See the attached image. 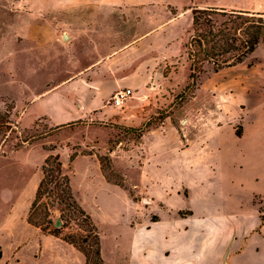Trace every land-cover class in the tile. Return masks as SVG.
<instances>
[{
  "label": "crops",
  "instance_id": "crops-1",
  "mask_svg": "<svg viewBox=\"0 0 264 264\" xmlns=\"http://www.w3.org/2000/svg\"><path fill=\"white\" fill-rule=\"evenodd\" d=\"M234 6L235 0H12L13 10H27L28 23L43 24L35 27L43 43L52 38L55 20L65 26L63 37L75 39L73 51L80 49L90 61L83 69L86 73L31 99L23 116L29 112L34 121L43 115L52 126L89 119L103 122L107 116L104 97L99 96L100 81L113 79L112 94L137 84L108 73L124 69V63L112 62L117 56L178 52L191 25L193 8ZM97 55L107 57L98 59ZM107 101L105 107L112 108ZM124 110L130 124L142 113V108L131 102ZM197 136L182 147L163 144L159 151L164 153L151 161L156 170L150 178L144 177L162 185V191L154 194L162 211L157 221L130 223L124 227L123 238L118 236L116 245L124 248L127 264H264V125L245 121L239 134L222 126L207 127ZM35 145L2 156L17 166L10 188L13 208L9 222L0 227L3 234L9 233L15 222L27 231L38 230L26 218L38 184L37 171L48 151ZM34 175L35 179L29 178ZM29 179L32 185L26 187ZM71 187L78 197L72 180ZM118 191L115 195L122 197ZM181 196L188 200L186 206L179 202ZM20 200L25 202L24 210ZM130 203L134 204L131 199ZM182 210L187 212L184 218L177 214ZM40 235L32 248L27 243L13 245L9 258L0 247V264H18L23 245L40 252L38 256L33 252V264L42 261L46 248L58 252L53 259L59 260L54 263L85 264L84 256L70 245ZM101 257L104 259L102 249Z\"/></svg>",
  "mask_w": 264,
  "mask_h": 264
},
{
  "label": "rangeland",
  "instance_id": "rangeland-1",
  "mask_svg": "<svg viewBox=\"0 0 264 264\" xmlns=\"http://www.w3.org/2000/svg\"><path fill=\"white\" fill-rule=\"evenodd\" d=\"M225 10L264 13V0H235V6ZM27 19V10L15 11L12 0H0V227L9 222L8 214L13 208L10 188L17 170L12 160L6 161L2 156L34 143L37 149L47 150V155L60 157L70 185L72 180L80 193L77 197L71 187L77 203L99 230L104 264H127L124 248L116 245L118 236L122 234L123 238L124 227L130 223L157 221L162 211L159 201H154V194L162 191V185L147 180L156 170L151 161L164 153L159 151L164 148L162 145L182 147L207 127L222 126L239 134L245 121L264 125V42L241 64L217 72L205 65L203 72L190 80L185 54L192 32L190 25L178 52L119 55L112 61L124 63V69L108 73L137 82L136 86L128 87L132 96L125 102L142 108L132 124L124 118L126 104L121 108L105 107L114 84L113 79L107 78L99 85L106 120L52 126L43 115L34 121L29 112L23 116L29 101L71 77L86 73L83 69L90 61L80 49L81 53L78 49L73 51L75 39L68 40L62 35L65 26L53 20L52 38L43 43L35 28L43 24H30ZM112 118L122 121L114 123ZM35 152L38 153L36 149ZM70 156L72 162L68 161ZM43 162L37 171L38 182ZM32 181L29 179L26 187ZM118 188L122 197L115 195L120 192ZM179 193L186 195V191ZM173 200H177L175 192ZM20 201V209L24 210L25 202ZM179 202L186 206L188 200L181 196ZM177 214L184 218L187 212L182 210ZM57 216L55 210L53 218ZM70 227L77 228L73 222ZM33 232L19 222L11 225L9 233L0 232V247L5 257L11 256L16 243L32 244V248L33 242L41 237L38 230ZM27 245L20 250L22 259L19 258L18 264H33V252L40 254ZM46 249L38 264H57L54 262L59 259L54 257L58 252L54 254Z\"/></svg>",
  "mask_w": 264,
  "mask_h": 264
},
{
  "label": "trees",
  "instance_id": "trees-1",
  "mask_svg": "<svg viewBox=\"0 0 264 264\" xmlns=\"http://www.w3.org/2000/svg\"><path fill=\"white\" fill-rule=\"evenodd\" d=\"M191 34L185 54L190 80L209 65L213 72L242 63L264 42V13L216 8H193ZM69 162L73 161L70 156ZM30 202L26 221L42 234L52 236L80 252L85 264H104L100 234L92 218L77 203L70 177L58 155L49 154ZM58 216L53 218L54 211ZM71 222L76 229H70Z\"/></svg>",
  "mask_w": 264,
  "mask_h": 264
},
{
  "label": "built area",
  "instance_id": "built-area-1",
  "mask_svg": "<svg viewBox=\"0 0 264 264\" xmlns=\"http://www.w3.org/2000/svg\"><path fill=\"white\" fill-rule=\"evenodd\" d=\"M131 96L132 91L129 88H122L112 94L107 104L112 108H121Z\"/></svg>",
  "mask_w": 264,
  "mask_h": 264
}]
</instances>
